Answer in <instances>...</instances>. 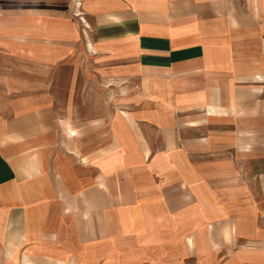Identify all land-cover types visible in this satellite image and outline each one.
I'll return each instance as SVG.
<instances>
[{
  "label": "crops",
  "instance_id": "1",
  "mask_svg": "<svg viewBox=\"0 0 264 264\" xmlns=\"http://www.w3.org/2000/svg\"><path fill=\"white\" fill-rule=\"evenodd\" d=\"M0 264H264V0H0Z\"/></svg>",
  "mask_w": 264,
  "mask_h": 264
},
{
  "label": "rangeland",
  "instance_id": "2",
  "mask_svg": "<svg viewBox=\"0 0 264 264\" xmlns=\"http://www.w3.org/2000/svg\"><path fill=\"white\" fill-rule=\"evenodd\" d=\"M114 96H117V90H115V92H114Z\"/></svg>",
  "mask_w": 264,
  "mask_h": 264
}]
</instances>
